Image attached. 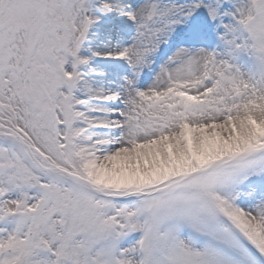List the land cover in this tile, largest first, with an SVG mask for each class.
<instances>
[{
    "label": "snow or ice",
    "instance_id": "6c2138e0",
    "mask_svg": "<svg viewBox=\"0 0 264 264\" xmlns=\"http://www.w3.org/2000/svg\"><path fill=\"white\" fill-rule=\"evenodd\" d=\"M0 264H264V0H0Z\"/></svg>",
    "mask_w": 264,
    "mask_h": 264
}]
</instances>
